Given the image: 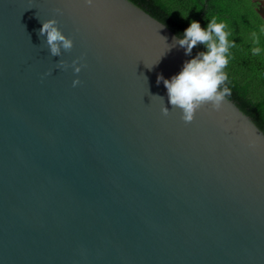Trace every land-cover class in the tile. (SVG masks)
Instances as JSON below:
<instances>
[{
  "label": "water",
  "instance_id": "water-1",
  "mask_svg": "<svg viewBox=\"0 0 264 264\" xmlns=\"http://www.w3.org/2000/svg\"><path fill=\"white\" fill-rule=\"evenodd\" d=\"M178 39L128 0H0V264H264V134L227 97L181 119Z\"/></svg>",
  "mask_w": 264,
  "mask_h": 264
},
{
  "label": "clouds",
  "instance_id": "clouds-1",
  "mask_svg": "<svg viewBox=\"0 0 264 264\" xmlns=\"http://www.w3.org/2000/svg\"><path fill=\"white\" fill-rule=\"evenodd\" d=\"M84 2L89 6L94 4V0ZM181 16L187 19L188 14ZM207 21L204 28L198 21H190L177 40L185 48L186 55H191L192 49L198 43L205 45L206 51L186 61L181 70L171 78L158 77V82L162 80L167 90L169 103L181 110V119L185 123L193 121L196 111L202 105L210 103L213 110H219L225 98L231 96V89L227 86L229 76L226 68L233 56L232 49L237 44L231 39L233 33L227 21L218 16H211ZM39 34L46 36V43L53 56L60 55L61 48L65 51L73 48V40L62 33L55 19L43 21ZM250 39V55L264 60V25H261L258 32L253 31ZM63 64L62 61L57 67H63ZM82 67L84 65L79 64L78 60L72 61L74 73H80ZM80 83L79 79H74L72 87ZM162 112L164 115L169 113L167 108H162Z\"/></svg>",
  "mask_w": 264,
  "mask_h": 264
},
{
  "label": "trees",
  "instance_id": "trees-1",
  "mask_svg": "<svg viewBox=\"0 0 264 264\" xmlns=\"http://www.w3.org/2000/svg\"><path fill=\"white\" fill-rule=\"evenodd\" d=\"M128 1L164 24L179 38L190 21H198L202 28L206 27L211 16L227 21L233 33L231 39L237 44L226 68L229 76L227 86L231 89V96L227 98L264 134V60L249 53L251 33L258 32L264 22L254 10L253 0ZM185 14H188L187 19L181 16ZM204 51L205 45L198 43L190 58Z\"/></svg>",
  "mask_w": 264,
  "mask_h": 264
},
{
  "label": "flooded vegetation",
  "instance_id": "flooded-vegetation-1",
  "mask_svg": "<svg viewBox=\"0 0 264 264\" xmlns=\"http://www.w3.org/2000/svg\"><path fill=\"white\" fill-rule=\"evenodd\" d=\"M260 1H264V0H253L252 2H253V5H254V10L256 11L257 9H258V7H259V2Z\"/></svg>",
  "mask_w": 264,
  "mask_h": 264
}]
</instances>
